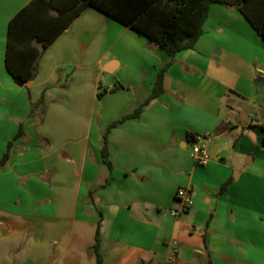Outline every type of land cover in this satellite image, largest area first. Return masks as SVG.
I'll return each instance as SVG.
<instances>
[{"label": "crops", "instance_id": "0c3cea01", "mask_svg": "<svg viewBox=\"0 0 264 264\" xmlns=\"http://www.w3.org/2000/svg\"><path fill=\"white\" fill-rule=\"evenodd\" d=\"M30 1L0 0V159L12 142L0 264H97L99 221L105 264H264V39L244 14L212 4L195 47L171 57L87 7L21 85L5 65L8 28ZM170 61L164 92L108 133L111 170L107 126L148 98ZM203 133L207 165L191 155ZM179 188L192 195L185 210Z\"/></svg>", "mask_w": 264, "mask_h": 264}, {"label": "trees", "instance_id": "16d2710c", "mask_svg": "<svg viewBox=\"0 0 264 264\" xmlns=\"http://www.w3.org/2000/svg\"><path fill=\"white\" fill-rule=\"evenodd\" d=\"M215 3L235 6L264 39V0H31L10 20L5 65L17 81L27 84L34 80L42 55L87 7L96 8L130 26L174 57L180 50L195 47L204 33L209 8ZM170 64L171 61L163 65L150 95L140 106L107 126L102 157L111 170L113 162L107 144L108 133L138 117L146 104L164 92V76ZM102 94L99 93V97ZM44 104L42 95L39 101L32 103L31 115L41 111ZM11 147L12 142L0 159V167L8 162ZM230 183V180L225 182L221 191H225ZM101 225L102 221H99L96 243L91 247L97 264H105Z\"/></svg>", "mask_w": 264, "mask_h": 264}, {"label": "built area", "instance_id": "2783aa9c", "mask_svg": "<svg viewBox=\"0 0 264 264\" xmlns=\"http://www.w3.org/2000/svg\"><path fill=\"white\" fill-rule=\"evenodd\" d=\"M209 136V133L197 134L192 139L191 155L199 165H207L213 159V154L206 145V140ZM177 197L183 202L184 210L193 204L191 192L186 188H179L177 191ZM172 214H179V210L172 209ZM168 244L172 247L168 262H172L175 260L177 253L179 252L180 245L176 240L169 241Z\"/></svg>", "mask_w": 264, "mask_h": 264}, {"label": "water", "instance_id": "95a60500", "mask_svg": "<svg viewBox=\"0 0 264 264\" xmlns=\"http://www.w3.org/2000/svg\"><path fill=\"white\" fill-rule=\"evenodd\" d=\"M258 82H259L260 84H261V83L263 84V82L261 81V79H259ZM19 83H20L21 85H24L23 82H19ZM212 154H213V153H212Z\"/></svg>", "mask_w": 264, "mask_h": 264}, {"label": "rangeland", "instance_id": "374dc122", "mask_svg": "<svg viewBox=\"0 0 264 264\" xmlns=\"http://www.w3.org/2000/svg\"><path fill=\"white\" fill-rule=\"evenodd\" d=\"M31 108H32V104H31Z\"/></svg>", "mask_w": 264, "mask_h": 264}]
</instances>
